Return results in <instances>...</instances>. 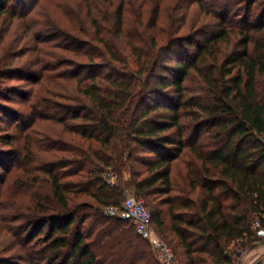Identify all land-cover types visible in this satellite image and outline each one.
Returning <instances> with one entry per match:
<instances>
[{
	"label": "trees",
	"instance_id": "trees-1",
	"mask_svg": "<svg viewBox=\"0 0 264 264\" xmlns=\"http://www.w3.org/2000/svg\"><path fill=\"white\" fill-rule=\"evenodd\" d=\"M87 1L0 70L32 109L1 139L0 264H161L106 214L128 190L180 264H235L264 224V0Z\"/></svg>",
	"mask_w": 264,
	"mask_h": 264
},
{
	"label": "rangeland",
	"instance_id": "rangeland-1",
	"mask_svg": "<svg viewBox=\"0 0 264 264\" xmlns=\"http://www.w3.org/2000/svg\"><path fill=\"white\" fill-rule=\"evenodd\" d=\"M174 1L175 0H167V3ZM87 3V0H22L24 8L20 9L25 12V18H23V20L12 21L10 17L0 19V70L13 69L14 66L20 65L25 60H29L38 55V50L36 51V49L37 47L42 48V46L37 43L38 40L36 38L41 30L48 29L46 28V22L55 29L58 28L55 22L58 23L59 28L68 27L73 22L68 12H76V10L79 9V5L82 7ZM130 18L131 20H135L134 13H130ZM59 28L55 31H59ZM55 31L52 32V34L55 35ZM49 36L51 35L48 34V37ZM36 40L37 42H34ZM45 51L44 52L48 55H50L51 52H56L53 51L50 46L46 48ZM20 55H22L23 58L19 59L18 57ZM6 73L9 78L5 76H1L0 78V151H6L7 149L3 146V143L1 144V139H4L5 135H11L10 131L5 130V128L8 127L7 122L14 117L20 116L25 110L30 114L32 112L31 108H25L24 100L21 101L19 98L21 94L27 93L31 89V86L26 82L27 80H21L20 78L22 77L14 80L11 79L12 76L9 74V71H6ZM42 95L47 97L45 90H43ZM32 129V131L35 132L33 135H38L39 137L45 136L46 134L53 135L59 131V128L49 121H39ZM4 141L5 139L3 142ZM126 192L130 193L132 191L128 190ZM29 199L30 198L26 197L24 200L25 203H28ZM4 224L5 222L0 220V229ZM155 232L168 246L166 241L156 230ZM261 245L264 246V242H262ZM243 254L245 255L246 253ZM156 255H158L157 252ZM8 259L10 260V258ZM176 261L177 263L181 262L180 260ZM260 261H264V257Z\"/></svg>",
	"mask_w": 264,
	"mask_h": 264
},
{
	"label": "built area",
	"instance_id": "built-area-1",
	"mask_svg": "<svg viewBox=\"0 0 264 264\" xmlns=\"http://www.w3.org/2000/svg\"><path fill=\"white\" fill-rule=\"evenodd\" d=\"M108 184L112 185L115 177L108 175ZM106 214L113 218H118L131 223L138 236L147 241L152 249L157 252L161 264H180L177 263L171 249L157 236L152 224V215L144 202L133 192H126L121 208L110 207ZM256 236L264 242V224L257 221L254 224ZM244 254H241L243 256Z\"/></svg>",
	"mask_w": 264,
	"mask_h": 264
},
{
	"label": "crops",
	"instance_id": "crops-1",
	"mask_svg": "<svg viewBox=\"0 0 264 264\" xmlns=\"http://www.w3.org/2000/svg\"><path fill=\"white\" fill-rule=\"evenodd\" d=\"M261 244L262 241H259L258 246L254 250L247 252L245 255L241 256L235 264H257L260 262L264 264V261H260L264 257V246H262Z\"/></svg>",
	"mask_w": 264,
	"mask_h": 264
},
{
	"label": "water",
	"instance_id": "water-1",
	"mask_svg": "<svg viewBox=\"0 0 264 264\" xmlns=\"http://www.w3.org/2000/svg\"><path fill=\"white\" fill-rule=\"evenodd\" d=\"M257 264H262V263L260 262V263H257Z\"/></svg>",
	"mask_w": 264,
	"mask_h": 264
}]
</instances>
